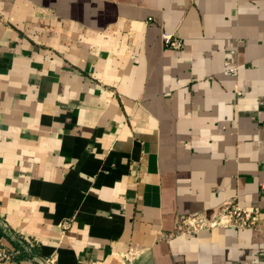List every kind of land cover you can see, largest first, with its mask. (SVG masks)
Wrapping results in <instances>:
<instances>
[{
	"label": "crops",
	"instance_id": "obj_1",
	"mask_svg": "<svg viewBox=\"0 0 264 264\" xmlns=\"http://www.w3.org/2000/svg\"><path fill=\"white\" fill-rule=\"evenodd\" d=\"M262 189L264 0H0V264H264L175 230Z\"/></svg>",
	"mask_w": 264,
	"mask_h": 264
},
{
	"label": "built area",
	"instance_id": "obj_2",
	"mask_svg": "<svg viewBox=\"0 0 264 264\" xmlns=\"http://www.w3.org/2000/svg\"><path fill=\"white\" fill-rule=\"evenodd\" d=\"M162 40L165 46L172 48H180L183 44L179 39L173 38L171 34H163ZM225 64H228V62H225ZM235 68L236 67H230V70ZM262 190L264 192V189ZM216 226H233L264 230V219H261L257 206L250 208L244 207L241 206L236 199L231 198L220 207L210 211V213L201 212L193 215L179 216L175 225V230L177 232H189ZM5 257L6 253L0 250V259ZM52 260V258L44 259L42 263H52Z\"/></svg>",
	"mask_w": 264,
	"mask_h": 264
}]
</instances>
